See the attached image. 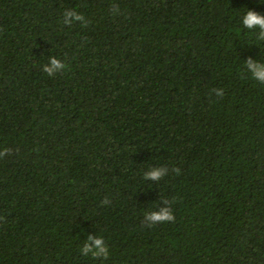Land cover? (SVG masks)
<instances>
[{
	"label": "trees",
	"instance_id": "trees-1",
	"mask_svg": "<svg viewBox=\"0 0 264 264\" xmlns=\"http://www.w3.org/2000/svg\"><path fill=\"white\" fill-rule=\"evenodd\" d=\"M248 9L264 0H0V264H264ZM165 199L175 221L145 227Z\"/></svg>",
	"mask_w": 264,
	"mask_h": 264
},
{
	"label": "clouds",
	"instance_id": "clouds-1",
	"mask_svg": "<svg viewBox=\"0 0 264 264\" xmlns=\"http://www.w3.org/2000/svg\"><path fill=\"white\" fill-rule=\"evenodd\" d=\"M114 13L119 11V5H115L113 8ZM73 20L83 21L86 25L88 22L85 17L75 10H68L65 12L63 17V23L65 25L72 24ZM242 25L248 30L258 31L261 38H264V14H261L255 10L248 9L242 17ZM67 65L64 61L52 56L49 58V63L43 66V71L49 76H55L57 73L64 71ZM244 70L250 74L251 77L264 84V62L256 61L252 58L245 60ZM213 92L217 96H222L223 89H213ZM7 150L0 152V157L6 155ZM176 174L179 175L181 172L180 168L175 170ZM167 174L166 169L163 167L152 168L150 171L145 173V179L160 180ZM107 202V201H105ZM174 201L169 202L167 199L164 201V206L160 207L158 211H148L144 214L145 227H153L160 223H168L175 221V214L173 210ZM80 252L84 256H91L96 259H107L109 256V248L105 242L104 237L97 235H88L87 240L83 244Z\"/></svg>",
	"mask_w": 264,
	"mask_h": 264
}]
</instances>
